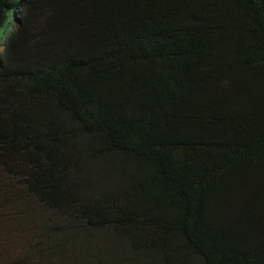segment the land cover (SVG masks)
<instances>
[{
	"label": "trees",
	"instance_id": "trees-1",
	"mask_svg": "<svg viewBox=\"0 0 264 264\" xmlns=\"http://www.w3.org/2000/svg\"><path fill=\"white\" fill-rule=\"evenodd\" d=\"M0 264H264V0H29L0 53Z\"/></svg>",
	"mask_w": 264,
	"mask_h": 264
},
{
	"label": "rangeland",
	"instance_id": "rangeland-1",
	"mask_svg": "<svg viewBox=\"0 0 264 264\" xmlns=\"http://www.w3.org/2000/svg\"><path fill=\"white\" fill-rule=\"evenodd\" d=\"M35 22V20H34ZM36 23V22H35ZM34 23V25H35ZM38 202L35 199H28L26 206H19L20 211H24V215L21 216V220L23 223V230L22 233L18 236H16V240H13L15 243L12 244L11 241H8L7 249L5 251L6 257H12L13 253L18 251L21 247V250L19 251V254L23 253L27 250L29 245V236L28 233L25 230L26 225H30L31 227L35 228L34 224L38 221L37 215L40 214V211L42 210V207L37 204ZM39 206V207H38ZM28 213V215H27ZM45 218H40L41 223ZM12 225V221H8L6 224H3V227L8 229ZM11 255V256H10Z\"/></svg>",
	"mask_w": 264,
	"mask_h": 264
},
{
	"label": "clouds",
	"instance_id": "clouds-1",
	"mask_svg": "<svg viewBox=\"0 0 264 264\" xmlns=\"http://www.w3.org/2000/svg\"><path fill=\"white\" fill-rule=\"evenodd\" d=\"M29 0H13V8L10 11L9 27H0V53L4 49L7 39L20 30L26 16Z\"/></svg>",
	"mask_w": 264,
	"mask_h": 264
},
{
	"label": "bare ground",
	"instance_id": "bare-ground-1",
	"mask_svg": "<svg viewBox=\"0 0 264 264\" xmlns=\"http://www.w3.org/2000/svg\"><path fill=\"white\" fill-rule=\"evenodd\" d=\"M39 207V206H38Z\"/></svg>",
	"mask_w": 264,
	"mask_h": 264
}]
</instances>
